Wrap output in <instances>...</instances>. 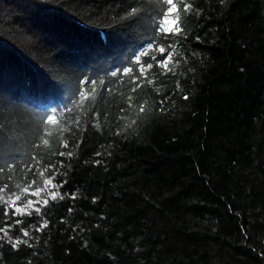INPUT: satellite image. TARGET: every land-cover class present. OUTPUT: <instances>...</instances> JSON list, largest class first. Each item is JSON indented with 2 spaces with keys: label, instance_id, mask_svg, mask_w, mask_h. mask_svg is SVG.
<instances>
[{
  "label": "trees",
  "instance_id": "obj_1",
  "mask_svg": "<svg viewBox=\"0 0 264 264\" xmlns=\"http://www.w3.org/2000/svg\"><path fill=\"white\" fill-rule=\"evenodd\" d=\"M173 3L0 0V264H264V0Z\"/></svg>",
  "mask_w": 264,
  "mask_h": 264
},
{
  "label": "snow or ice",
  "instance_id": "obj_2",
  "mask_svg": "<svg viewBox=\"0 0 264 264\" xmlns=\"http://www.w3.org/2000/svg\"><path fill=\"white\" fill-rule=\"evenodd\" d=\"M163 3L166 4V5H168V6H170V7H168L167 8V11L163 14V16H164L163 23L158 26L157 32L158 33H162L164 35V37L167 38L168 35L169 34H173L174 31H175V33H179L180 29L179 28H176L175 30H173V28H171V27H169V28H165L164 27V25L169 24L168 17L172 13L177 12V6H176V4L173 3V0H163ZM189 7H191V5H185L184 6V10L187 11V9ZM136 11H137L136 8H132L128 13H126V16H129L130 17V16L134 15L136 13ZM178 19H179V17H176V20H178ZM176 20L171 21V23H173V24L176 23ZM150 47H151V45H150ZM156 47H157V50L162 55L166 52L165 47H163V46H156ZM168 47L171 48L173 46L171 44H169ZM144 55H147V51H141L140 54L136 57L137 64L140 63V56H144ZM172 55H173V52H168V54L164 56V59L163 60H157L155 56L152 57V60H155L156 63L158 65H160L161 67L167 68L168 62L172 59ZM152 67H153V65L151 63H148L147 64V68L150 69ZM132 71H133V69H131V68L127 69V72H132ZM140 71H141V73H143V71H144V65H140ZM84 83H89V82L88 81H84ZM91 83L93 85L95 84L94 81L91 82ZM137 87H139V85H137ZM133 91H135V88L133 89ZM92 92H95V87L92 88ZM79 95L82 98H85L86 99L88 93L86 91H81ZM129 99H131V98L129 97ZM184 99H188V97L185 96ZM161 103H163V101ZM140 111L141 112L144 111L143 106H141ZM48 119H49V121H52L53 123L55 122L52 117H49ZM47 143H48V141L47 140H44V144H47ZM63 146L64 147H67V143L65 142V144ZM60 155L63 156V155H65V153L61 152ZM67 155L71 156V153H67ZM61 164H62V162H61ZM9 167H13V165H9ZM29 170H31V168ZM41 176H43V172H41ZM54 180H55V174H53L52 177L47 178V179L44 180V185H45L44 188L37 187L34 191H32L30 193L31 196L37 197L36 200L26 199L22 205H19L18 206L16 204L17 201H20L22 199V195L23 194L29 193V189L31 188V184H29V185H27V186H25V187H23L21 189L20 194H17L15 192L9 193L8 196H7V198H5L4 195H0V201H3L5 204L8 205V207L14 208L13 215H16V214H19V215H25V214L31 215L33 211L35 213H37V214H40L41 208L42 207H45V206H47L49 204V199H47V198L43 199L42 202L40 200V193L42 191H48V189H47V186L48 185H51L53 188L56 189V191H54V192H49V196H50V199L51 200L54 201V200L57 199V197H59V199H61V200L64 199V195H62L60 193L59 189L63 187V184L66 183V181H61L60 183L54 184L53 183ZM17 187H19V185H17ZM5 188H7V185H4L3 188H0V193H3L4 190H5ZM71 198L72 199H75L76 198L75 197V194H71ZM37 204H39L40 207H36ZM71 211H72V209L70 208L69 209V212H71ZM3 214L5 216L8 215V209L7 208L4 209ZM15 223L16 224H20V223H23V221L16 220ZM47 226H48V222H47V220H45L40 225L39 228H36V231L39 232L43 228H46ZM10 227L11 226H8V227H6L4 229H0V231H2L5 236H7ZM21 231H22L24 237H28L29 236L28 230L21 229ZM9 242L11 243V245H12V247L14 249L17 248V246L20 245V244H22V243H25V244L27 243L26 240H21V239H16V240H11L10 239ZM28 246L30 247L31 245H28Z\"/></svg>",
  "mask_w": 264,
  "mask_h": 264
}]
</instances>
